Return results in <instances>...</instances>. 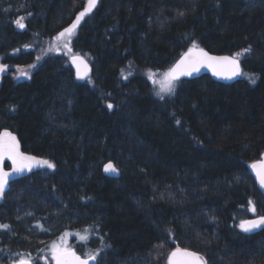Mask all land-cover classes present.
<instances>
[{
  "label": "trees",
  "instance_id": "trees-1",
  "mask_svg": "<svg viewBox=\"0 0 264 264\" xmlns=\"http://www.w3.org/2000/svg\"><path fill=\"white\" fill-rule=\"evenodd\" d=\"M251 1L97 0L69 43L92 66L78 80L54 44L87 0H0V133L55 165L5 186L0 264H53L61 235L96 264H168L176 248L264 264V227H239L264 215L248 171L264 152V2ZM193 42L241 53L242 77L181 79L157 96L154 74Z\"/></svg>",
  "mask_w": 264,
  "mask_h": 264
},
{
  "label": "snow or ice",
  "instance_id": "snow-or-ice-1",
  "mask_svg": "<svg viewBox=\"0 0 264 264\" xmlns=\"http://www.w3.org/2000/svg\"><path fill=\"white\" fill-rule=\"evenodd\" d=\"M97 4V0H87V6L81 11L77 16L73 23L61 31L58 36L56 37L57 41L61 39L65 40L64 47H68V41L74 35L77 26L80 24V21L90 13ZM20 24V27H24L22 23L17 21ZM69 51L71 49L69 48ZM245 53L249 51V49L243 50ZM241 53H237L236 57L240 56ZM39 59V57L37 58ZM73 62L77 63V76L78 78H84L86 72L81 74L79 71L80 65H83L85 69H87V65L84 60L79 56H74ZM219 64H228L232 66V70L230 75L226 78L231 79L233 76H237L242 74L240 72V64L239 60L235 57H216L210 56L207 52L204 51L202 48H198L195 42H193L192 48L185 53L181 59L166 73H164V81L167 84L165 89L162 91L171 94L176 86V81L179 80L181 76H191L194 72L199 71L201 66H207L212 68L214 75H223V73L217 71V65ZM3 68L0 67V71ZM151 78V77H150ZM249 79L252 83H255L254 76H250ZM163 98V97H161ZM113 106L108 104V108L111 109ZM179 123V121H177ZM7 158L11 161L12 164V171L15 173H21L24 171H31V169L36 165H46L48 168H54L55 165L48 160H39L35 156L26 155L25 153L20 151L19 142L17 141L16 137L12 135L10 132H3L0 133V161ZM251 168L256 172V176L259 180V183L262 188H264V158H262L258 162H254L251 165ZM104 170L106 172L116 173L118 169L109 162L104 166ZM11 173L8 171H4L3 168H0V195H3L5 185H7L9 177ZM251 205L252 202L249 201ZM251 211L255 212V206L251 207ZM261 226H264V215L259 216L257 219L254 220H243L241 221L239 227L244 232H251ZM7 225H0V228H7ZM52 255L53 259L56 261V264H89V261L96 260V255L89 254L86 258H81L80 256L76 255L75 252L69 251L67 248H63L57 246L56 244L52 245ZM172 257L182 256L186 259L179 262V264H207L202 256H200L196 252L188 251V250H181L177 248L175 252H173ZM18 264H31V261L26 259H21ZM172 264H177L176 261H173Z\"/></svg>",
  "mask_w": 264,
  "mask_h": 264
},
{
  "label": "water",
  "instance_id": "water-1",
  "mask_svg": "<svg viewBox=\"0 0 264 264\" xmlns=\"http://www.w3.org/2000/svg\"><path fill=\"white\" fill-rule=\"evenodd\" d=\"M191 48H192V47H191ZM198 48H202V49H204V51L207 52L210 56H216V57H224V56H227V57H235L236 59L239 60V64H240V72L242 73L243 68H242V65H241L240 59H239L238 57H236L235 55H231V54H217V53H212V52L208 51L207 49H205V48H203V47H198ZM189 49H190V48H188L187 50H185V51H184V52H183V53L177 58V60L173 63V65H172L170 68H172V67H173V66H174V65H175V64L181 59V57H182L185 53L188 52ZM74 56H79V57H81V58L84 60V62L86 63V65H87V69H85L83 65H80V67H79V71H80L81 74H84V73L86 72V75H84V78H87V77L91 76V74H92V66H91V64L89 63V61H88L85 57H83L82 55H80V54H73V55L69 56V62H70L71 66H72V69H73V71H74V76H75V78L78 79V80H82V79H84V78H82V79H81V78H78V76H77V71H78V69H77V63H78V62H77V63H74V62H73V59H72V58H73ZM170 68H169V69H170ZM169 69H168V70H169ZM231 70H232V66H231V65H228V64H219V65H217V71L223 73V75H214L212 68L207 67V66H201V67L199 68V71L194 72L191 76H181V77L179 78V80H181V79H194V78H198V77L203 76V75H208L209 77H211L212 79H214V80H216V81L224 82V83H230V82H235V81L239 80V79L242 77V74H240V75H237V76H233L231 79L226 78L228 75H230ZM20 151L23 152L21 149H20ZM23 153H24V152H23ZM25 154H26V153H25ZM26 155H29V154H26ZM262 158H264V152L262 153V155L260 156V158H259L258 160L253 161V162L249 165V167H248V171H249V174L251 175V177L253 178V180L255 181V184H256L257 188H258L259 191L264 195V188L261 187V185H260V183H259V180H258V178H257V176H256V172L251 168V165H252L254 162H258V161H260ZM109 162H111V163L114 165V163H113L112 161H107V162L103 165V167H102V171H103V173H104L105 175H107V176H110V177H118V176L120 175L119 170H118L116 173L106 172V171L104 170V166H105L106 164H108ZM6 164H8L10 167L7 168V167H6ZM114 166H115V165H114ZM115 167H116V166H115ZM0 168H3L4 171H8V172L11 173L8 182H9L11 179H13L14 177H16L17 175H19V174L22 173V172H21V173H15V172H13V171H12V164H11V161L8 160L7 158H5V159H3L2 161H0ZM116 168H117V167H116ZM26 171H27V170H26ZM24 172H25V171H24ZM258 217H259V216H258ZM258 217H251V218H247V219H245V220H254V219H257ZM263 227H264V226H261V227L255 229V230H253V231H251V232H245V233H254V232H256V231L262 229ZM176 249H177V248H176ZM176 249L172 250V251L169 253V255H168V257H167V263H168V264H172L173 261H176L177 264H179L180 261L186 259V258H184V257H182V256H179V255L176 256V257H172L171 254H172L173 252H175ZM180 249H181V250H188V251L196 252V251H194V250L187 249V248H180ZM68 250H69V251H72V252H75L76 255L80 256L82 259L87 257V256H82L81 254H79V253H78L75 249H73V248L68 249ZM196 253H198V252H196ZM198 254H199L200 256H202V257L204 258V260L206 261V259H205V257H204L203 255H201L200 253H198ZM26 260H28V259H26ZM19 261H20V260L14 262L13 264H18ZM29 261H30V260H29ZM96 262H97V259L94 260V261L90 260V261H89V264H96ZM206 262H207V261H206ZM31 264H33V263L31 262ZM53 264H56V261H55L54 259H53Z\"/></svg>",
  "mask_w": 264,
  "mask_h": 264
},
{
  "label": "rangeland",
  "instance_id": "rangeland-1",
  "mask_svg": "<svg viewBox=\"0 0 264 264\" xmlns=\"http://www.w3.org/2000/svg\"><path fill=\"white\" fill-rule=\"evenodd\" d=\"M260 2H264V0H252L250 2V4L256 5V4L260 3ZM72 37L70 38V40L72 39ZM69 43H70V41H68V47L66 48V47H64V44H65V40L64 39H61L60 41H57V39H56L54 46H55L57 51L63 52L64 55L69 57V56L73 55V54H70ZM166 72L156 73V74H154V76L152 78L153 82H154V92L159 97L172 96L176 92V89H177L178 84H179V81H176L175 89H174V91L171 94H168L167 92L162 91V89H165L167 87V84L164 81V73H166ZM53 244H56L57 246H60V247H63V248L71 249L70 239L67 237V235H65V236L61 235L57 240H55L53 243L50 244L49 252H51V254H52V245ZM86 253H87V251H86ZM84 256H88V255H84ZM52 257H53V255H52ZM23 259L30 260L29 258H23Z\"/></svg>",
  "mask_w": 264,
  "mask_h": 264
},
{
  "label": "flooded vegetation",
  "instance_id": "flooded-vegetation-1",
  "mask_svg": "<svg viewBox=\"0 0 264 264\" xmlns=\"http://www.w3.org/2000/svg\"><path fill=\"white\" fill-rule=\"evenodd\" d=\"M259 231V230H258ZM257 232V231H256Z\"/></svg>",
  "mask_w": 264,
  "mask_h": 264
}]
</instances>
